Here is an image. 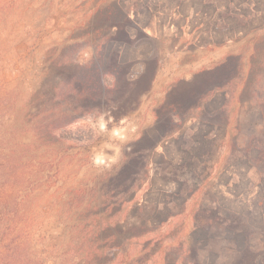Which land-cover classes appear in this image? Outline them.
Masks as SVG:
<instances>
[{
  "label": "rangeland",
  "instance_id": "obj_1",
  "mask_svg": "<svg viewBox=\"0 0 264 264\" xmlns=\"http://www.w3.org/2000/svg\"><path fill=\"white\" fill-rule=\"evenodd\" d=\"M217 1L251 105L231 102L212 171L171 192L168 161L138 155L169 136L148 128L162 96L132 107L99 18L73 23L89 2L0 0V264H264V0ZM160 51L165 75L200 67L194 43Z\"/></svg>",
  "mask_w": 264,
  "mask_h": 264
},
{
  "label": "crops",
  "instance_id": "obj_2",
  "mask_svg": "<svg viewBox=\"0 0 264 264\" xmlns=\"http://www.w3.org/2000/svg\"><path fill=\"white\" fill-rule=\"evenodd\" d=\"M74 1L89 2L72 13L74 24L78 21L90 28L99 18L96 27L89 32L98 33V48L115 50V60L108 62L114 66L111 74L115 82L121 79L122 66H127L123 76L131 90L132 107L135 106L133 98L138 105H144L140 102L142 97L151 93L162 96L153 110V124L148 128L169 136L162 144L157 141L138 144V155L151 157L152 153L154 160L168 161V167L161 169L158 175L164 178L161 181L167 183L166 189L171 192L176 186L192 183L193 178L210 174L212 169L204 165L219 159V145L226 144L224 139L230 136L227 113L233 111L231 102L238 110L251 105V99L244 97L248 85L233 83L237 77L232 71L235 55L228 48V41L220 42L218 1ZM196 1L201 23L190 28L187 18ZM188 34L193 35L192 42L201 53V58L195 62L200 65L199 69L188 74L165 75L166 65L162 64L160 50L193 44L188 43ZM105 61L107 63V59ZM234 91L238 93L232 95ZM178 128L184 129L178 133ZM188 161L200 164L183 167V162L186 166ZM170 177L173 179H167Z\"/></svg>",
  "mask_w": 264,
  "mask_h": 264
},
{
  "label": "trees",
  "instance_id": "obj_3",
  "mask_svg": "<svg viewBox=\"0 0 264 264\" xmlns=\"http://www.w3.org/2000/svg\"><path fill=\"white\" fill-rule=\"evenodd\" d=\"M118 83H119V81H118V82L116 81V82H115V85H117V86H118Z\"/></svg>",
  "mask_w": 264,
  "mask_h": 264
}]
</instances>
